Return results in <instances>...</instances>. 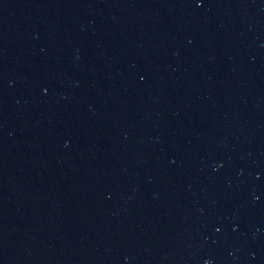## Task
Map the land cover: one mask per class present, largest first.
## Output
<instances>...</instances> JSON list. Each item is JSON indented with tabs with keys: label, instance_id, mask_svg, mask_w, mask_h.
Returning a JSON list of instances; mask_svg holds the SVG:
<instances>
[{
	"label": "water",
	"instance_id": "95a60500",
	"mask_svg": "<svg viewBox=\"0 0 264 264\" xmlns=\"http://www.w3.org/2000/svg\"><path fill=\"white\" fill-rule=\"evenodd\" d=\"M0 264H264V0H0Z\"/></svg>",
	"mask_w": 264,
	"mask_h": 264
}]
</instances>
